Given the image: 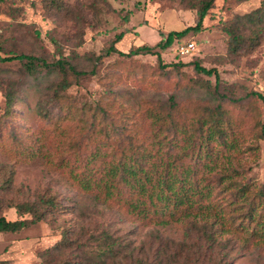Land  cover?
I'll use <instances>...</instances> for the list:
<instances>
[{"label": "rangeland", "instance_id": "1", "mask_svg": "<svg viewBox=\"0 0 264 264\" xmlns=\"http://www.w3.org/2000/svg\"><path fill=\"white\" fill-rule=\"evenodd\" d=\"M200 1L2 0L0 56L26 54L49 64L63 60L78 72L88 73L84 77L67 73L69 87L60 95V102L50 100L46 106L53 118L59 110L65 111L61 104L79 110L83 104L115 101L111 110L120 116L126 110L142 113L151 103L160 104L171 95L181 108L203 111L210 99L206 88L212 92L217 82L214 75L196 74L194 63L214 69L219 76L218 93L239 101L226 108L243 150L241 179L264 185V141L256 138L264 124V102L256 96L264 99V24L240 21L244 22V35L258 28L262 38L258 46L236 56L228 53L225 31L236 17L260 11L261 0H214L201 31L189 32L160 52L163 64L175 65L167 68V75L159 70L155 56L104 54L113 43L126 55L143 46L154 47L161 34L194 27ZM121 33L123 38L115 42ZM188 44L193 49L181 53ZM62 80L55 70L38 68L29 74L23 63L0 61V134L36 139L44 132L45 150L54 156L68 142L77 143L81 156L88 153L91 146L83 139L84 134L63 124L68 134L62 137L59 127L40 118V105L50 99L48 92L53 93V86ZM9 91L17 98L13 111L7 114L4 93ZM131 119L138 122L143 133H150L147 120L138 116ZM249 147L253 150L246 151ZM11 148L4 142L0 149V217L7 221L31 219V215L16 211V205L24 203H36L49 212L43 221L19 232L0 233V264H39V254L58 243L65 233L71 239L84 238L83 242L94 236L119 239L123 249L114 264H264V243H245L240 234H226L219 242L210 243L201 233L200 220L158 226L155 220L136 219L114 202L96 206L79 193L63 171L47 167L40 156L27 163L24 157L12 158L6 152Z\"/></svg>", "mask_w": 264, "mask_h": 264}, {"label": "trees", "instance_id": "2", "mask_svg": "<svg viewBox=\"0 0 264 264\" xmlns=\"http://www.w3.org/2000/svg\"><path fill=\"white\" fill-rule=\"evenodd\" d=\"M213 4L214 0H201L197 24L183 31H171L166 36L161 34V40L154 47L143 46L125 55L115 49L113 43L104 54L123 57L149 54L156 57L159 70L167 75V68L175 65L163 64L160 52L170 49L175 41L189 32L201 31L203 20ZM260 11L236 17L234 23L227 25L225 31L229 36L230 55L236 56L259 45L262 32L257 28L246 36L243 33L245 27L241 25L244 22L240 21L246 19L245 22L253 26L262 25L264 0H261ZM124 20L127 21V17ZM122 38L123 33L115 37V42ZM0 61L23 63L29 74L38 68L58 71L62 83L53 86V93L48 92L50 99L40 105V118L50 126L59 127L62 137L68 134L63 124H67L65 128L72 126L74 132L85 135L83 139L91 146L88 153L81 156L77 143L68 142L67 146L62 145L60 154L54 156L45 150L44 132L39 133L36 139L15 133L8 137L0 134V149L4 142L10 143L12 148L6 151L10 152V157H24L27 163L40 156L47 162V167L63 171L79 193L90 198L94 205L120 204L128 214L142 222L155 220L158 226H166L200 220L201 233L210 243L219 242L226 234H240L245 243H264V185L241 179L239 161L243 150L226 108L239 101L218 93L216 70H207L194 63L196 74L214 75L217 82L212 86V92L208 86L205 87L210 99L203 111L181 108L175 102V95H171L163 104L151 103V108L144 109L142 113L126 110L120 116L111 110L115 101L106 104L96 102L95 106L83 104L79 110L61 104L60 109L64 106L65 111L59 110L58 116L53 118L46 111V106L50 100L60 102V95L69 87L65 81L67 73L77 77L88 73L78 72L63 60L49 64L44 59L26 54L0 56ZM16 95L12 91L4 93L7 114L13 111ZM256 96L264 102L261 95ZM132 116L147 120L150 133H143ZM256 138L264 141V124ZM245 150H253V147ZM53 162L56 163L52 165ZM12 175L10 170L11 179ZM44 204L52 205V202L45 201ZM15 208L20 214L31 215V219L7 221L0 217V233L19 232L43 221L49 212L47 207L41 209L36 203L19 204ZM83 241L84 238L71 239L63 234L58 243L39 254V264H114V259L123 249L120 240L111 239L109 235L89 237L87 242Z\"/></svg>", "mask_w": 264, "mask_h": 264}, {"label": "built area", "instance_id": "3", "mask_svg": "<svg viewBox=\"0 0 264 264\" xmlns=\"http://www.w3.org/2000/svg\"><path fill=\"white\" fill-rule=\"evenodd\" d=\"M193 49V45L188 44L185 48L181 49V53H183V51L185 50L186 52H188L189 50Z\"/></svg>", "mask_w": 264, "mask_h": 264}]
</instances>
